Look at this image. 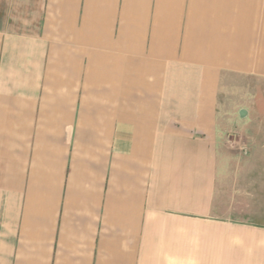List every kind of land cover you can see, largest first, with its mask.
<instances>
[{"label": "crops", "instance_id": "crops-1", "mask_svg": "<svg viewBox=\"0 0 264 264\" xmlns=\"http://www.w3.org/2000/svg\"><path fill=\"white\" fill-rule=\"evenodd\" d=\"M0 264H264V0H0Z\"/></svg>", "mask_w": 264, "mask_h": 264}, {"label": "built area", "instance_id": "built-area-1", "mask_svg": "<svg viewBox=\"0 0 264 264\" xmlns=\"http://www.w3.org/2000/svg\"><path fill=\"white\" fill-rule=\"evenodd\" d=\"M243 150H245V148Z\"/></svg>", "mask_w": 264, "mask_h": 264}]
</instances>
